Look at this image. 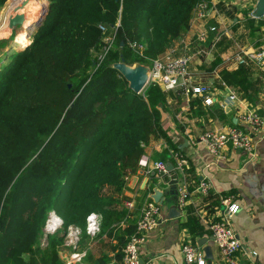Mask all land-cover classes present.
<instances>
[{"label":"trees","instance_id":"obj_1","mask_svg":"<svg viewBox=\"0 0 264 264\" xmlns=\"http://www.w3.org/2000/svg\"><path fill=\"white\" fill-rule=\"evenodd\" d=\"M4 1L0 0V7ZM196 1L47 0L45 15L29 43L4 52L0 61V264H62L56 244L67 224L82 227L86 213L96 211L101 228L110 232L123 217L125 210L116 205L124 182L136 171L142 155L147 156V170L152 161L164 158L165 150H155L149 141L152 137L170 141L161 128L160 112L180 110L184 93L154 81L134 92L111 63L121 56L126 63L149 64L188 26ZM100 24L114 33V39L98 61ZM220 77L252 100L243 65L220 71ZM186 96L188 114L200 112L202 97ZM40 163L57 168L45 179L52 188L23 209L20 221L12 226L15 195ZM208 198L212 207L220 205L217 196ZM48 208L62 218L63 229L40 245ZM126 236H118L120 245Z\"/></svg>","mask_w":264,"mask_h":264},{"label":"crops","instance_id":"obj_2","mask_svg":"<svg viewBox=\"0 0 264 264\" xmlns=\"http://www.w3.org/2000/svg\"><path fill=\"white\" fill-rule=\"evenodd\" d=\"M255 1L207 0L206 16L183 29L171 45L157 55L158 58L188 55L190 81L211 85L212 101L203 103L200 112L189 115L188 96L183 94L180 110L174 114L161 110L160 125L170 141L167 143L162 137H152L149 143L155 150H165L163 160L172 165L171 169L157 173L151 167L146 171L139 164L125 180L116 205L125 210L123 217L113 223L110 232L101 226L93 233L81 230L75 245L67 244L60 236L56 254L62 264L74 250H82L84 254L71 260L70 264H123L118 236H126L125 230L133 226L141 206L148 197L151 198L154 189L161 192L162 201L157 202L159 222L147 233L145 242L139 248L142 264H184L180 252L183 242L195 244L201 250L203 246H208L211 257L205 258V264H224L205 222L206 213L215 211L208 198L211 194L218 198L229 196L230 201L238 205L237 211L229 217L240 241L234 253L236 264H264V123L251 132L254 142L251 156L226 146L220 159L214 160L198 137L207 128L244 126L241 115L247 111L258 113L264 120V63L257 64L250 59L236 63L233 58L240 51L264 49V18L252 14ZM258 20L262 23L254 29ZM207 25H213L214 29L208 31ZM201 32L204 33L203 40L198 39ZM237 65H243L247 72L253 90L252 100L240 95L233 83L224 82L220 77V71ZM221 81L236 91L239 100L232 103L227 100L226 87ZM170 142L185 160L181 169L177 168V160L170 155ZM175 169L179 173L173 182L170 171ZM203 182L208 183L206 191L200 187ZM179 188L186 191L181 206L176 202ZM174 189L176 193H170ZM167 197L175 200L176 212L173 216H166L172 204V200L165 203ZM125 199H131L132 205H124ZM56 233L59 234L55 231L44 236ZM47 242L48 239L40 241V245Z\"/></svg>","mask_w":264,"mask_h":264},{"label":"built area","instance_id":"obj_3","mask_svg":"<svg viewBox=\"0 0 264 264\" xmlns=\"http://www.w3.org/2000/svg\"><path fill=\"white\" fill-rule=\"evenodd\" d=\"M207 0H197L192 8L189 25L196 19H203L206 16ZM264 18V7L261 13ZM208 29H214L213 25H208ZM102 33V45L97 53V60H101L106 51L112 45L114 39L113 32H107L104 24L99 25ZM199 40L204 39V33L198 35ZM131 45L137 49L141 48V44L131 42ZM236 63H243L246 59L255 61L257 64L264 63V49L258 48L253 51H240L233 55ZM189 56L186 54H176L166 56L164 58H153L149 63L148 81L158 83L164 89L181 88L185 95L201 96V101L208 104L212 101L213 87L207 83H192L189 77ZM223 84V82L221 81ZM224 85V84H223ZM226 96L229 102L239 100L236 91L230 86H226ZM245 122L244 126L228 125L221 128L203 129L199 134V141L203 143L206 151L213 157L214 160L220 159L222 151L226 146L232 149H239L246 152L249 156L253 154L254 142L251 132L259 129L264 120L261 115L253 111L244 112L241 115ZM171 157L177 160V168L181 169L184 163V158L177 150L170 151ZM145 167L146 159L141 156L138 162ZM167 162L163 159H155L150 167L157 173L167 171ZM146 171H149L146 169ZM172 178H177L176 174H171ZM200 187L203 190L208 189V183L203 182ZM186 191L184 188H179L176 202L178 206L184 203ZM220 205L215 207V211L206 213L205 222L212 236L214 244L220 251L224 264H236L234 257L235 251L240 245L239 238L234 231L229 217L238 209V205L230 201L229 196H220ZM124 205L131 206V199H125ZM159 205L156 201L147 200L141 206V210L133 224L132 230L127 234L125 242L121 247V262L123 264H142L139 260V248L146 240L147 233L151 231L159 222ZM51 217H55L54 223ZM101 216L96 211H89L84 217V225L69 223L63 229L62 219L55 213L53 209L48 211L44 222V235L62 230V236L67 244L75 245L81 230L87 233L97 231L100 226ZM180 252L184 264H205V257L201 248L195 244L183 242L180 246ZM84 254L82 250H74L69 254V258L65 264H70L71 260L79 259Z\"/></svg>","mask_w":264,"mask_h":264},{"label":"water","instance_id":"obj_4","mask_svg":"<svg viewBox=\"0 0 264 264\" xmlns=\"http://www.w3.org/2000/svg\"><path fill=\"white\" fill-rule=\"evenodd\" d=\"M264 7V0H256L255 6L252 11V14L254 16L261 15ZM47 10V3H44L43 5H40L37 13L33 15V17H30L27 19L25 15L22 12H14L12 15H10L7 19L6 25H7V32L12 33H22L25 38H27L26 43L23 45H26L29 43L30 35L31 33L39 26L41 23L45 12ZM16 42V41H14ZM122 41H120V44ZM15 44V43H14ZM10 46H14L13 43H9L7 45L6 49ZM19 46V45H18ZM13 48V47H12ZM16 49V48H15ZM111 66L114 67L126 80L127 86L131 88L134 92H139L146 82L148 81V72H149V65L146 63H142L139 61H134L131 63H126L123 61V57H119L117 61H114L111 63ZM171 164L167 162V169H171ZM176 178H173L172 181L175 182ZM170 193H176V190L170 191ZM161 192L154 189L153 192L150 194V197L153 201H156L158 203H161L162 199L160 198ZM172 200V204L168 207V214L166 216H173L175 215L176 210V204L175 200L171 199L170 197H167L165 199V203ZM202 250L204 252L205 258H210V249L208 246H203Z\"/></svg>","mask_w":264,"mask_h":264},{"label":"rangeland","instance_id":"obj_5","mask_svg":"<svg viewBox=\"0 0 264 264\" xmlns=\"http://www.w3.org/2000/svg\"><path fill=\"white\" fill-rule=\"evenodd\" d=\"M7 2H8V0H6V2L4 1V3L0 7V13L1 14H3L4 11L9 9L8 5L10 3H12L13 0H9V2L8 3ZM44 3H47V0H44ZM29 18H27V19H29ZM1 31L2 30L0 29V61L2 60V56H3L5 51H7L8 49H10L12 47L14 49L16 48L17 50L23 49L26 46L23 44L26 43V41H27V39H26V40L22 41L21 43L18 42V40H17L18 38L16 37V34H17L16 32L15 33L12 32V34H11V33H8L7 31L6 32L5 31L1 32ZM29 39H30V37H29ZM14 41H16V42H14ZM9 43H13L14 46H10L9 48L6 49L7 45H9ZM96 58H97V54H96ZM149 81H147L146 84ZM46 165H48V164L40 163L36 167L34 172L22 182L19 190L17 191V193L15 195V201L17 202V208H15V210L13 211V217L11 219V220H13L12 226H15L17 221H20L19 220V214L21 212H23V209L26 210L27 208L32 206V203L40 201V197L43 196L45 191L52 188L47 183H45L46 182L45 179H46L49 172H50V174H52L53 173L52 171L54 169H57V168H54V164H53L51 166L48 165L49 167L46 169ZM50 209H53V208H48L44 214V219H43V222L41 225V233L39 236V241H45V239H49V237H50V236L45 237L44 232H43L44 231L43 226H44L45 218H46L48 211ZM58 232H60V229H58Z\"/></svg>","mask_w":264,"mask_h":264},{"label":"bare ground","instance_id":"obj_6","mask_svg":"<svg viewBox=\"0 0 264 264\" xmlns=\"http://www.w3.org/2000/svg\"><path fill=\"white\" fill-rule=\"evenodd\" d=\"M44 4V0H13L12 3L8 5L9 9L4 11L3 14L0 13V29L4 32L7 31V19L10 15H12L14 12H22L26 18L33 17L35 15L40 7V5ZM1 31V32H2ZM16 37L18 38V42H22L26 40L22 33H17ZM51 221L53 223L56 221L54 220L55 217H51Z\"/></svg>","mask_w":264,"mask_h":264}]
</instances>
